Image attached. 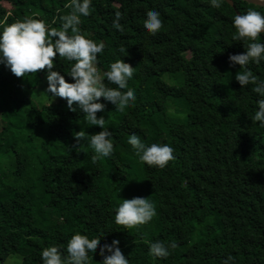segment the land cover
<instances>
[{
    "label": "trees",
    "instance_id": "1",
    "mask_svg": "<svg viewBox=\"0 0 264 264\" xmlns=\"http://www.w3.org/2000/svg\"><path fill=\"white\" fill-rule=\"evenodd\" d=\"M233 2L223 0L217 9L209 0H92L91 14L81 16L78 27L106 45L97 54L102 75L122 59L135 68L122 91L133 90L136 97L123 111L99 101L106 108L97 117L113 133L114 153L96 163L90 140L77 145L74 132L90 136L103 131L100 126L85 127V114L77 105L76 112L69 110L63 98L39 109L22 93L47 70L18 78L0 64V111L10 121L3 129H29L31 143L38 140L33 157L19 153L15 182L0 171V264L12 256L22 264H43L41 253L49 246L67 257V243L77 233L100 238L88 264H103L100 248L113 240L130 264H223L229 256L230 264H264V126L252 121L264 97L252 91L255 85L241 86L235 77L244 69L229 60L246 52L233 39L236 11L264 14V7ZM68 3L0 0V33L26 16L59 29L61 17L71 12ZM150 10L160 12L164 25L156 35L144 27ZM116 12L123 32L113 27ZM74 63L57 55L53 71L74 83L68 76ZM247 68L264 80V60ZM167 73H182L183 82L168 83ZM104 82L117 87L106 77ZM171 104L178 115L170 113ZM39 132L42 141L35 137ZM17 133L7 140L9 149L18 144ZM132 134L146 146L168 144L175 159L164 168L141 162L128 143ZM31 168L30 182L19 185ZM135 197L154 204V218L132 229L116 224L122 199ZM156 241L177 247L167 258L154 257L150 244Z\"/></svg>",
    "mask_w": 264,
    "mask_h": 264
},
{
    "label": "clouds",
    "instance_id": "2",
    "mask_svg": "<svg viewBox=\"0 0 264 264\" xmlns=\"http://www.w3.org/2000/svg\"><path fill=\"white\" fill-rule=\"evenodd\" d=\"M214 8H221L223 0H209ZM92 0H70L65 7L71 9L69 14L61 17V28L49 27L44 21L25 17L23 21H17L3 28L0 33V64L6 65L11 72L19 77L25 74L39 73L47 70V93L67 101L68 109L76 112L79 110L85 114V119L92 126H100L103 131L91 134L85 131L74 132L77 145L90 140V145L95 154L92 162L96 163L101 158L110 157L114 153V145L110 139L113 135L105 128V118L97 117V113L106 108L101 98L111 102L116 109L123 111L136 97L133 90L122 91L128 88V80L133 77L135 68L118 60L110 65V70L103 75L97 68V54L104 51L106 45L103 41L97 43L87 38L78 27L81 24V16L91 14ZM264 5V0L256 2ZM144 20L145 29L152 35H156L163 28V21L159 11L150 10ZM122 18L120 12H116L113 27L123 32L119 23ZM233 26L236 32L233 39L242 41L246 49L245 53L234 54L229 57L230 63L240 65L235 79L241 86L255 85L252 91L264 97V80L254 75L247 68L249 63L257 65L264 60V43L259 42V37L264 33V14L249 9L246 14H236L233 18ZM71 32V35L69 34ZM57 55L60 59L74 61L68 76L75 82L70 83L59 71H53ZM117 87H108L104 82ZM258 110L252 118L253 123L260 122L264 126V99L257 101ZM128 143L136 150L141 162L148 166L164 168L175 159L174 148L168 144L153 143L146 146L141 138L132 134ZM75 147V146H73ZM156 215L154 204L148 198L135 197L122 199L115 215V222L127 229L150 222ZM120 241L113 240L111 245L105 244L100 248V255L104 256L103 264H130L128 258L119 247ZM100 247V238L89 239L87 235L75 234L67 243V257L58 246H49L42 250L43 264H88L89 252L96 253ZM177 243L170 244L156 241L150 244V255L159 258H167L174 250ZM105 252L110 253L105 255ZM229 256L223 264H230Z\"/></svg>",
    "mask_w": 264,
    "mask_h": 264
},
{
    "label": "rangeland",
    "instance_id": "3",
    "mask_svg": "<svg viewBox=\"0 0 264 264\" xmlns=\"http://www.w3.org/2000/svg\"><path fill=\"white\" fill-rule=\"evenodd\" d=\"M10 7V5H8ZM48 74H45L42 76L39 84L35 87L30 89L29 87L23 89V94L26 98L30 99L37 108H41L42 106H47L50 103H54L57 101L59 97L53 96L52 93H47L46 90L48 88V80H47ZM166 81L170 84H180L183 82L184 75L182 73L179 74H173V73H167L164 77ZM31 108V107H30ZM33 116L35 115L34 110L29 109ZM26 114V112H24ZM170 113L172 115H178L176 111V106L171 104L170 106ZM29 118V117H28ZM3 114L0 111V135L5 131L3 129L5 122H10L6 120ZM24 120V119H23ZM24 124V121H22L19 125ZM85 127L91 126L87 123L85 120ZM44 129V128H43ZM45 130V129H44ZM44 130H41L44 131ZM20 132L17 133V131H10L6 130L4 132V139L0 136V171L1 174H6V177L10 182L13 183L18 179V176L14 173L18 169V159H19V153H25V155H28L30 157H33L34 148L33 144L37 146L38 140H36L34 143H31V137H33V131L32 130H19ZM47 131V129L45 130ZM41 132L35 134L36 136H39L40 141H42L43 137L41 136ZM18 134L19 138L15 141L14 144L18 142V144H15L14 148L9 149V145L7 144V140L11 139V136H14V134ZM47 133V132H46ZM3 144V145H2ZM34 169L31 168L25 175L23 179L17 180L18 184L23 186L25 185V182H30V179L32 178V174ZM20 177V176H19ZM5 182L6 179L4 180ZM47 200V199H45ZM6 264H22V258H19L18 256H12L8 259V262Z\"/></svg>",
    "mask_w": 264,
    "mask_h": 264
},
{
    "label": "water",
    "instance_id": "4",
    "mask_svg": "<svg viewBox=\"0 0 264 264\" xmlns=\"http://www.w3.org/2000/svg\"><path fill=\"white\" fill-rule=\"evenodd\" d=\"M229 5H231L232 7H234V2L233 0H225ZM249 3H252V4H255V5H258L256 2H259V0H245ZM258 6H262L264 7V5H258ZM236 14H240L239 11H236Z\"/></svg>",
    "mask_w": 264,
    "mask_h": 264
}]
</instances>
